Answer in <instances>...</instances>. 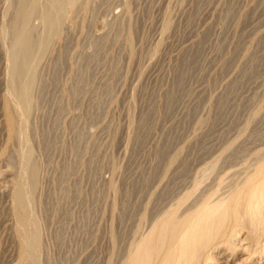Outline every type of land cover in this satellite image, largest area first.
I'll return each instance as SVG.
<instances>
[{
  "label": "rangeland",
  "instance_id": "obj_1",
  "mask_svg": "<svg viewBox=\"0 0 264 264\" xmlns=\"http://www.w3.org/2000/svg\"><path fill=\"white\" fill-rule=\"evenodd\" d=\"M262 149L264 0H0V264H122L152 219L193 201L202 158L214 178Z\"/></svg>",
  "mask_w": 264,
  "mask_h": 264
},
{
  "label": "bare ground",
  "instance_id": "obj_2",
  "mask_svg": "<svg viewBox=\"0 0 264 264\" xmlns=\"http://www.w3.org/2000/svg\"><path fill=\"white\" fill-rule=\"evenodd\" d=\"M31 13L32 9L27 5H23L18 13V26L13 45L12 70L15 76L22 72L27 64V53L30 50L28 25ZM49 20L53 24L56 22L53 15ZM53 24L50 25L54 26ZM23 92L19 93L23 95ZM8 106L7 122L12 134L15 129V116ZM262 150L257 158L255 157L254 163L251 162L254 159L248 162L253 164L244 172L239 174L238 168L236 171L228 164L229 166L216 169L214 178L210 177L216 167L215 160L211 158L212 160L207 161L206 158H202L198 163L197 178L193 185L194 191L196 190L194 199H191L193 201H190L189 205L187 203L180 212L177 208L165 210L159 218L152 219L146 230H142L136 238L131 239L122 264H219L225 261L223 258L228 257L230 252L234 257L239 252L245 253V259L250 261L257 256L261 259L264 255V149ZM186 196L182 199L190 197ZM17 197L19 201L23 199L20 190ZM181 203L183 205L182 201ZM23 208L24 205L19 208L18 216L21 220H26Z\"/></svg>",
  "mask_w": 264,
  "mask_h": 264
}]
</instances>
